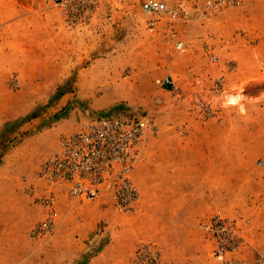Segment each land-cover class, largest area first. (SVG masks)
<instances>
[{
    "label": "rangeland",
    "instance_id": "obj_1",
    "mask_svg": "<svg viewBox=\"0 0 264 264\" xmlns=\"http://www.w3.org/2000/svg\"><path fill=\"white\" fill-rule=\"evenodd\" d=\"M143 1L97 0L88 19L68 23L56 0H0V264H136L141 247L158 253L159 264H217L202 228L213 216L234 220L240 235L226 259L264 264V0L218 11H205L204 0H161L168 8L161 13L144 11ZM237 54L261 59L238 66ZM239 68L262 76L234 87L245 96L227 113V145L240 154L226 157L227 176L216 177L211 203L194 204L208 213L189 233L193 245L162 257L157 205L144 201L133 180L141 154L130 175L137 193L130 209L106 195L81 200L57 191L53 228L31 235L49 212L35 198L43 188L38 171L61 136L99 116L146 115L154 131L142 149L154 150L164 133L180 134L165 141L174 147L219 148L207 136L220 131L221 117L220 108L211 111L208 89L221 78L233 82ZM168 74L173 88L161 84ZM98 100L111 104L95 108ZM249 101L256 107L244 108ZM191 158L208 171L224 157ZM163 232L171 241V227Z\"/></svg>",
    "mask_w": 264,
    "mask_h": 264
},
{
    "label": "built area",
    "instance_id": "obj_2",
    "mask_svg": "<svg viewBox=\"0 0 264 264\" xmlns=\"http://www.w3.org/2000/svg\"><path fill=\"white\" fill-rule=\"evenodd\" d=\"M56 1L68 23L88 19L97 6V0ZM239 2L204 0L203 8L205 11H218ZM142 8L151 13L168 10L161 0H144ZM182 46L183 42L177 41L176 47ZM161 84L173 88V78L168 74ZM153 129L146 115L124 118L107 115L90 119L83 128L61 136L58 149L44 160L38 171L43 188L42 194L35 198L49 212L41 223L32 227L31 235L42 236L53 228L57 191L81 200H95L106 195L120 209H130L137 200L130 175L138 162L145 137ZM202 228L213 239V255L218 260L217 264H237L225 258L227 252L236 251L241 245L236 222L213 216L202 224ZM136 258V264L160 262L159 254L149 247H141Z\"/></svg>",
    "mask_w": 264,
    "mask_h": 264
},
{
    "label": "crops",
    "instance_id": "obj_3",
    "mask_svg": "<svg viewBox=\"0 0 264 264\" xmlns=\"http://www.w3.org/2000/svg\"><path fill=\"white\" fill-rule=\"evenodd\" d=\"M2 42V40H1ZM248 57L240 56L239 54L234 55L232 58L237 60V65L241 66L242 60H256L261 59L260 57H254V55H247ZM241 74L233 81L224 84V79L221 78L220 83L214 88H209V103L211 111L220 108V131L209 132L207 136L210 139H218L220 141L219 148H207L197 149L190 147H174L172 143L165 142L166 140H175L180 134L177 133H164L161 137H158L159 146L155 147L154 150L142 149L141 159L134 169L133 177L134 183L138 187L140 196L148 204H156L155 217L157 219L156 227L157 233L156 238L161 244L162 257H167L169 252L177 251L181 246L185 245L188 247L190 243L193 245L191 240L189 241V233L193 230H197V223L201 217L206 215L205 209L202 213L194 206L198 203H211V189L220 186L215 183L216 177L226 178L227 171L225 166L227 165L226 157L229 155H238L239 150L231 149L227 145L229 139L227 125V113L229 110L237 111L238 105L244 98V90L234 89L235 85H239L243 81L248 80L249 84H255L254 79H259L261 74H246L245 69L239 68ZM88 72L93 75L99 74L95 67H92ZM188 77L192 76L190 69L184 71ZM94 84V83H93ZM103 88L108 85H100ZM233 88V89H232ZM249 90H245L247 93ZM179 93V92H178ZM180 98V94H178ZM231 96V99L225 96ZM224 99L225 105L217 104L218 97ZM232 100V101H231ZM220 102V100H219ZM95 108H101L111 104L110 101L98 100L94 102ZM256 107V104L252 102L243 103V107L247 110ZM189 135L186 134L184 137L188 139ZM196 155H219V168L216 169L214 166L209 165L208 171L202 169L201 159H197L198 165L195 163ZM202 164V165H201ZM223 168V170H222ZM205 189H209L206 192ZM204 219V217L202 218ZM159 221V225L158 224ZM168 221H171V225ZM165 226L171 227L173 238L171 241L167 239L166 233H164ZM163 230V231H162ZM189 241V242H188ZM194 244H196L194 242ZM160 246V245H159ZM178 247V248H176ZM176 249V250H175ZM163 259V258H162ZM174 260V259H173Z\"/></svg>",
    "mask_w": 264,
    "mask_h": 264
},
{
    "label": "bare ground",
    "instance_id": "obj_4",
    "mask_svg": "<svg viewBox=\"0 0 264 264\" xmlns=\"http://www.w3.org/2000/svg\"><path fill=\"white\" fill-rule=\"evenodd\" d=\"M228 95V94H227ZM226 98H228V99H231V96L229 97V95L228 96H226ZM232 101V100H231Z\"/></svg>",
    "mask_w": 264,
    "mask_h": 264
}]
</instances>
